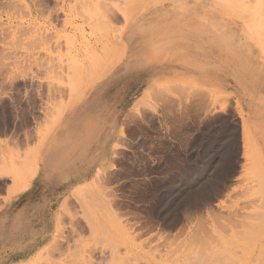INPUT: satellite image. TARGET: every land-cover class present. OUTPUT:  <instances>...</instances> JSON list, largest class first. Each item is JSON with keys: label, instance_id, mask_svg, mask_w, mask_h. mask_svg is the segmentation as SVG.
Segmentation results:
<instances>
[{"label": "rangeland", "instance_id": "obj_1", "mask_svg": "<svg viewBox=\"0 0 264 264\" xmlns=\"http://www.w3.org/2000/svg\"><path fill=\"white\" fill-rule=\"evenodd\" d=\"M175 5L173 16L206 28L184 45L191 57L205 60L228 47L237 54L246 42L251 60L228 64L216 56L219 84L212 88L180 74L160 81L170 71L158 63L172 57L150 44L166 37L168 30L154 27L166 26ZM207 19L233 22L237 31L217 36L215 46ZM133 31L144 39L142 64L157 66L128 120L133 130L122 135L116 166L93 167L90 178L77 168L88 187L65 188L57 160L76 167L85 155L89 166L102 140L91 151L96 130L56 129L79 101L99 106L101 95L119 89ZM238 83L259 91L264 104V0H0V222L23 204L34 215L42 205L35 217L0 224V264H264V132L245 138L248 127L260 126ZM50 187L59 197L48 209ZM33 231L49 235L22 262L18 245L34 244L33 235L26 238Z\"/></svg>", "mask_w": 264, "mask_h": 264}, {"label": "crops", "instance_id": "obj_2", "mask_svg": "<svg viewBox=\"0 0 264 264\" xmlns=\"http://www.w3.org/2000/svg\"><path fill=\"white\" fill-rule=\"evenodd\" d=\"M183 1V0H181ZM202 2V1H200ZM198 1H195L194 3H197L201 8H205L208 4L204 1L203 3H200ZM176 8V9H175ZM178 6H174L173 10L169 12V14H166L167 20H166V26L160 27L155 26V29H166L168 30L167 33H165L166 37L161 38V40L156 42V48H153L150 44V47L156 51L155 53L162 54H168L172 57V60L166 61V62H159L158 68L161 69V71H170L162 75V77L159 79L161 80H175L176 78L180 76L186 77V80L193 81L195 83L199 82L198 84L201 87L204 88H212L215 86H218L219 81H217L216 78V72L219 70L220 66L213 65L212 62L214 59H216V56H225V62L228 64L231 63H237L239 65L243 64L247 60H251V50L246 45V47H242L243 45H240V51L235 54L231 50H229V47L227 51L222 52L221 50L217 51V53L209 52L211 50H204L200 46L201 42L198 41L196 46L199 50H204L205 52H209V54H206L205 60H197L188 54L186 49H184V45L188 43V40L190 35L193 33L195 34L198 31H205L206 28L202 25H200V21L198 20H191L188 16L180 15L179 13H174L177 15H172L174 10H177ZM180 11V10H178ZM171 13V14H170ZM207 25L208 26H215V31L208 30V35L210 36V39L212 38L213 43L215 46L217 44H220L218 40L216 39L217 36H222V34H228L234 35V33L237 30L231 29V26H235L233 22H223V23H217V20L214 19H207ZM224 25V26H223ZM230 25V28L227 26ZM154 31V29H152ZM156 34V33H155ZM159 35H162L159 33ZM169 35H173V39L169 40ZM247 36V34L245 35ZM171 37V36H170ZM248 37V36H247ZM126 45L128 50V57H129V64L125 67L124 71L122 73L125 74V77L123 78L122 82L118 84L119 89L115 93H110L109 95L102 96L101 95V101L100 105L96 106L94 101H91L89 97H87L85 100H81L80 106L77 107V109L73 113L69 115V117L66 118L64 116V120L60 121L58 128L56 130H96L97 133L95 135V141L91 143L90 150H95L99 144L98 140H102V147L101 150L96 152L94 154V158L91 160V163H89V166H83L85 162V155H84V161L83 164L80 166H74L73 163L70 164L67 157H60L57 160V164L55 165V170L60 172V182H58L59 185L64 186L65 188L69 185H77L81 184L78 179H84L86 181V176L83 175V171L77 170V168H87V175H89L90 178V172L93 167H96L97 169L100 168V170L103 168L108 167L111 163L113 164V167L116 166V158L115 153L117 151V146L120 143V140L122 138V135L126 133V130H133V127H131L130 121L132 120V111L137 106L141 100H142V90L144 87H147V84L144 82V79L148 77L152 71L155 69L157 70V66L154 63H146L142 64V56H143V42L144 39L141 36V34H138V32L133 31L130 34L126 35ZM205 44V41H203ZM170 43L173 44V46H170ZM246 43V42H245ZM182 46V47H181ZM205 46V45H201ZM219 46V45H218ZM220 47V46H219ZM244 49V50H243ZM217 50V49H216ZM209 56V59L207 58ZM237 58V59H236ZM174 63V66H166V64ZM213 63V64H212ZM223 64V61H221ZM182 70V71H181ZM209 71V73H207ZM260 73H263V70H259ZM144 72L146 74L144 75ZM214 75V76H213ZM236 90L238 91V94L242 101L246 102L249 107V114L254 119V123L257 126H260L259 130H254L255 128L248 127L247 133L248 134H254L256 135L257 132L261 135L262 132H264L263 129V122H264V104L262 99H260V92H249L245 90L244 85L241 83L237 84ZM134 92V95H131ZM259 94V95H258ZM256 103L259 104L260 108H257L258 111L252 112L251 108L252 105ZM263 104V105H262ZM70 113V112H69ZM68 113V114H69ZM63 118V117H62ZM66 118V119H65ZM136 118V117H135ZM130 120V121H128ZM136 127V126H135ZM137 130V128L135 129ZM141 130V129H140ZM57 133V132H56ZM55 133V136H56ZM60 133V132H59ZM256 136L253 138L255 140ZM75 141V139L72 140V143ZM115 143L116 146L114 148H111V145ZM259 154L261 155V151L259 150ZM101 157V159H100ZM99 159L101 160L103 165H100L99 167ZM108 163V165H107ZM106 164V166H105ZM76 168V169H75ZM40 170H43L44 173L42 175L45 176V170L40 165ZM41 173L40 171L38 174ZM42 178V176H41ZM85 183H88L86 181ZM79 187V186H78ZM77 187V188H78ZM77 188H74L75 190ZM57 190L55 188L50 187L44 194L43 200H46L49 204L47 205V208L52 207V200H56L59 196L56 193ZM43 196V195H42ZM25 206H28V210L25 211ZM42 205H39L38 207H35L33 211L36 210V215L39 211H41ZM32 206L28 204H23L22 209L20 211H16V214H13V216L8 217L9 214L5 217V219L1 220L0 224L2 223L3 226H7L8 224L12 223L13 217H21L22 220L26 217L27 214L31 216H36L32 213ZM50 212V211H49ZM50 217H53L52 214ZM49 224V221H48ZM23 227V226H22ZM47 228V227H46ZM37 231H33V233L29 232V236L26 237L28 240L30 239V235H33L34 238V244H23L20 243L18 247L22 250L19 252L18 256L22 258V262L25 261L24 259H28L29 256H31L33 253L38 251L39 246L43 242V238H47L49 235V232H46L42 234L36 233ZM27 234V235H28ZM38 237H41V239H38ZM36 242V243H35ZM34 247V250L29 252L27 255L24 254L26 250H31Z\"/></svg>", "mask_w": 264, "mask_h": 264}, {"label": "bare ground", "instance_id": "obj_3", "mask_svg": "<svg viewBox=\"0 0 264 264\" xmlns=\"http://www.w3.org/2000/svg\"><path fill=\"white\" fill-rule=\"evenodd\" d=\"M226 36H229V35H228V34H224V33L222 34V38H224V37H226ZM229 37H230V36H229ZM242 44H243V45H246V43H242ZM243 50H244V49H243ZM72 68H73V66H72ZM75 75H76V73H75ZM73 76H74V75H73ZM245 132H246V130H245ZM244 135L246 136L245 138H248V136H247L248 133H247V132H246ZM40 172H41V173H39V175L42 176V177L44 178V175H42V174L44 173V171H43V170H40ZM78 180H79V182L81 183L80 185H82V184L84 183V179H78ZM87 184H88V183H86V186H85V187H88ZM80 185H79V187L77 188L78 190L81 188ZM84 185H85V183H84ZM88 185H89V184H88ZM82 186H83V185H82ZM78 190H77V191H78ZM80 190H81V189H80ZM52 236H53V235H52ZM52 236H51L50 238H52ZM92 248H93V247H92ZM32 250H34V247H33L31 250H26V251L24 252V254L27 255V254H28L29 252H31ZM96 250L98 251V249H96ZM96 250H95V251H96ZM92 251H93V250H92ZM95 251H93L94 254H95ZM89 253H90V252H89ZM120 255H121V254H120ZM93 256H94V255H93ZM93 256H91V257H93ZM117 258H118V257H117ZM119 258H120V257H119ZM88 259H89V258H88ZM121 259H122V258H120V260H121ZM89 261H90V260H89ZM119 262H120V261H119ZM89 263H90V262H89ZM89 263H88V264H89ZM90 264H91V263H90Z\"/></svg>", "mask_w": 264, "mask_h": 264}]
</instances>
